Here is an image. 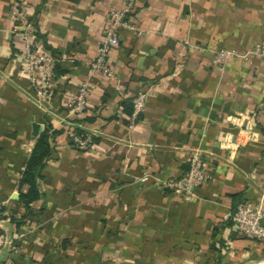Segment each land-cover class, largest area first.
<instances>
[{"label":"crops","instance_id":"crops-1","mask_svg":"<svg viewBox=\"0 0 264 264\" xmlns=\"http://www.w3.org/2000/svg\"><path fill=\"white\" fill-rule=\"evenodd\" d=\"M125 3L0 0V202L9 216L24 214L19 182L36 139L49 123L61 128L83 81L80 124L95 133L86 151L54 137L34 215L4 227L24 235L20 252L4 250L0 264H264V245L225 219L242 202L264 212V57L251 53L264 43V0H138L128 17L147 34L118 30L113 77L91 74L109 13ZM20 10L55 59L45 109L19 58ZM219 49L238 57L219 68ZM140 91L149 96L133 119ZM194 150L204 154L205 184L181 195L162 188Z\"/></svg>","mask_w":264,"mask_h":264},{"label":"built area","instance_id":"built-area-1","mask_svg":"<svg viewBox=\"0 0 264 264\" xmlns=\"http://www.w3.org/2000/svg\"><path fill=\"white\" fill-rule=\"evenodd\" d=\"M138 0H126L124 7L109 13V23L106 26L104 35L100 40L97 53L90 62L89 70L91 74L100 73L108 78L113 77V71L108 58L112 50L119 44L117 32L123 30L133 33L136 36H144L147 31L132 23L129 15L136 8ZM15 36L19 41V58L24 62V69L27 73L28 81L36 105L40 109L50 104L54 96V84L51 78L55 59L38 47L33 28L27 22L23 10L17 12ZM252 54L264 57V43L254 47ZM238 55L234 50L219 49L213 53L212 62L219 68H224L232 59ZM244 57V56H242ZM247 59L246 57H244ZM89 95V85L87 81L78 84L74 96L68 101L65 107L66 117L60 120V126L64 130L69 143L81 151L89 150L93 145L94 132L86 130L80 123L72 122V118L83 114L87 108V98ZM147 91H140L132 99V118H136L144 109L147 99ZM77 128L84 130L78 133ZM231 144L227 140V146ZM204 154L199 150H194L189 156L187 171L178 178L161 181V187L170 190L175 195L189 193L195 188L205 184ZM264 212L261 204L242 202L237 204L232 212L225 216L230 220L239 234L245 238L256 240L264 245ZM9 223V214L4 209V204L0 202V254L5 250L11 255H18L20 252L17 241L23 238V234L8 236L5 234L4 227Z\"/></svg>","mask_w":264,"mask_h":264},{"label":"trees","instance_id":"trees-1","mask_svg":"<svg viewBox=\"0 0 264 264\" xmlns=\"http://www.w3.org/2000/svg\"><path fill=\"white\" fill-rule=\"evenodd\" d=\"M54 71L55 73L57 72L56 74L58 75L59 71L57 65L55 66ZM130 113L132 115V106ZM71 120L75 123H83L85 121L84 113L79 116L73 117ZM77 131L78 133L84 132V130L81 128H77ZM61 133H64V130L62 128L55 129L53 128V125L49 123L44 129V131L36 139V142L28 157L19 182L20 187H27L26 191L24 193L21 192L19 196V202L22 205L24 214L19 218H16L14 216V213L12 212L9 216V222L15 224L16 227H19L23 223V220L25 218L34 215V211L31 207V204L35 202L39 197V191L37 186L38 179L41 177V170L44 164L47 160H49L51 156V142L53 141L56 135Z\"/></svg>","mask_w":264,"mask_h":264},{"label":"water","instance_id":"water-1","mask_svg":"<svg viewBox=\"0 0 264 264\" xmlns=\"http://www.w3.org/2000/svg\"><path fill=\"white\" fill-rule=\"evenodd\" d=\"M33 135H37L38 134V131H39V126L37 124H33Z\"/></svg>","mask_w":264,"mask_h":264},{"label":"bare ground","instance_id":"bare-ground-1","mask_svg":"<svg viewBox=\"0 0 264 264\" xmlns=\"http://www.w3.org/2000/svg\"><path fill=\"white\" fill-rule=\"evenodd\" d=\"M264 263V262H263Z\"/></svg>","mask_w":264,"mask_h":264},{"label":"rangeland","instance_id":"rangeland-1","mask_svg":"<svg viewBox=\"0 0 264 264\" xmlns=\"http://www.w3.org/2000/svg\"><path fill=\"white\" fill-rule=\"evenodd\" d=\"M264 259V258H263Z\"/></svg>","mask_w":264,"mask_h":264}]
</instances>
